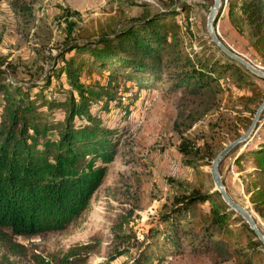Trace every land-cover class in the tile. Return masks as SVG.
<instances>
[{
  "label": "trees",
  "instance_id": "16d2710c",
  "mask_svg": "<svg viewBox=\"0 0 264 264\" xmlns=\"http://www.w3.org/2000/svg\"><path fill=\"white\" fill-rule=\"evenodd\" d=\"M28 2L11 0L15 13L26 21L31 17ZM188 9L185 1L167 0L126 18L115 5L113 13L90 27H76L68 20L60 61L53 59L43 80L35 84L12 81L13 66L0 54V264H108L130 246L134 254L120 264H161L165 253L177 254L184 247L194 254L213 253L216 261L235 258L242 264H264L262 244L244 218L212 183H203L210 176L204 165L210 166L225 143L213 151L212 142L184 136L177 150L193 169L198 186L163 203L142 238L116 234L123 245L93 263L88 258L97 250L98 239L75 241L47 253L27 250L15 239L64 229L87 207L125 131L101 115L129 110L132 101L123 100L125 81L140 89L166 79L168 89L187 99L219 90L223 78L226 88L248 89L237 95L236 118L229 120L227 131L235 137L246 128L264 89L254 80L256 75L210 39L212 50L191 48L183 39L189 34L187 23L175 18L187 16ZM225 13L247 26L251 48L264 60V0H226ZM83 70L97 77L84 81ZM54 109L60 110V117L54 116ZM251 138L233 160L237 163L247 155L252 162L244 188L264 223V136ZM202 204H207L206 210Z\"/></svg>",
  "mask_w": 264,
  "mask_h": 264
},
{
  "label": "rangeland",
  "instance_id": "374dc122",
  "mask_svg": "<svg viewBox=\"0 0 264 264\" xmlns=\"http://www.w3.org/2000/svg\"><path fill=\"white\" fill-rule=\"evenodd\" d=\"M166 1L30 0L31 17L26 21L15 13L11 0H0V54L5 55L13 66L9 70V78L23 84L41 82L53 59L60 61L58 50L66 38L68 20H74L76 27H90L97 19L102 20L113 13L115 5L121 6L126 18ZM181 1L189 4L187 16L175 15L178 21L188 25L189 34L185 32L183 39L189 40L191 48L198 52L212 50L205 26L212 0H175L176 3ZM220 2L214 18L217 35L228 47L264 69V60L250 46L247 26L238 19L232 21L228 18L226 0ZM80 77L87 81L97 74L83 70ZM253 78L259 88L264 89V78ZM169 83L161 79L149 88L137 89L130 81H125L127 88L123 91V100L132 101L129 110L126 113L101 112L106 123L122 127L125 131L119 137L117 151L107 163L106 174L91 195L87 207L64 229L15 236L16 240L22 242L27 250L47 253L63 249L75 241L98 239L97 250L90 254L88 261L101 262L114 246L123 245L124 241H120L116 234L130 236L133 233L136 238H142L163 203L168 204L173 195L198 186L193 169L177 150L180 136L198 143L202 140L212 142L213 151H217L219 146L234 137L227 131L228 123L236 118L235 108L239 107L237 95L246 93L248 89H237L231 85L226 88L227 82L221 78L219 90L184 99L179 97V91L168 89ZM53 112L55 117L62 114L59 109ZM256 124L252 137L264 136V107ZM251 140L230 149L218 163V172L227 193L250 211L264 233V223L253 210L244 188L252 162L247 155L237 163L233 160ZM209 167L205 164L203 168L209 172ZM203 183L209 185L213 181L209 176ZM200 208L206 210L207 204ZM134 252L135 247L130 246L108 264H120ZM10 258L13 259L12 256ZM216 260L213 253L194 254L184 247L177 254L165 253L161 264H242L235 258Z\"/></svg>",
  "mask_w": 264,
  "mask_h": 264
},
{
  "label": "water",
  "instance_id": "95a60500",
  "mask_svg": "<svg viewBox=\"0 0 264 264\" xmlns=\"http://www.w3.org/2000/svg\"><path fill=\"white\" fill-rule=\"evenodd\" d=\"M221 2L220 0H212L211 4L208 8L207 15H206V30L208 33V36L218 48L223 51L225 54L236 60L237 62L244 65L248 70H250L253 74L264 78V69L262 67H259L257 65L252 64L249 62L246 58H244L242 55L228 47L226 44L222 42V40L219 38V36L216 33L215 26H214V18L215 13L220 6ZM264 107V93L263 97L256 106L254 113L250 119V122L246 126V128L237 136L227 141L212 157L209 167V173L211 176V179L213 181V187L218 190L220 193L221 198L236 212H238L245 220V222L248 224V226L252 229V231L255 233L257 238L260 240L263 250H264V233L258 228L256 225V222L251 215L250 211L241 203L234 200L225 190V187L222 183V180L220 178V174L218 172V163L222 159V157L233 147L243 144L247 142L253 135V133L256 130L257 126V120L261 115L262 109Z\"/></svg>",
  "mask_w": 264,
  "mask_h": 264
},
{
  "label": "bare ground",
  "instance_id": "6f19581e",
  "mask_svg": "<svg viewBox=\"0 0 264 264\" xmlns=\"http://www.w3.org/2000/svg\"><path fill=\"white\" fill-rule=\"evenodd\" d=\"M254 218V217H253ZM255 220V219H254ZM257 225V224H256Z\"/></svg>",
  "mask_w": 264,
  "mask_h": 264
}]
</instances>
